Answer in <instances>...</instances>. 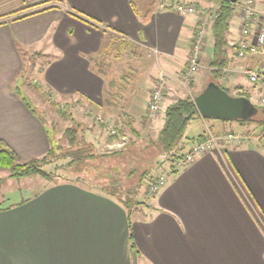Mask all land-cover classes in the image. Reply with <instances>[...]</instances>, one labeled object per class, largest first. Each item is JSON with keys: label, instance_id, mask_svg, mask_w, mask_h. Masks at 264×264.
<instances>
[{"label": "crops", "instance_id": "crops-1", "mask_svg": "<svg viewBox=\"0 0 264 264\" xmlns=\"http://www.w3.org/2000/svg\"><path fill=\"white\" fill-rule=\"evenodd\" d=\"M147 3L139 2L138 14L129 0H0V140L20 161L42 156L49 148L46 128L15 93L31 56L47 60L35 76L44 91H51L52 101L83 104L74 115L83 110L81 116L101 119L110 130L116 114L124 112L141 134H157L162 116L155 126L147 116L153 79L163 75L168 94L176 93L172 88L184 69L197 17L161 7L142 16ZM255 7L264 14V0H255ZM109 36L142 50L148 70L115 75L106 65L103 69L98 58L108 56L103 50ZM240 37L238 8L223 68L231 73L226 79L220 71V85L257 102L264 92L241 69L264 72V58H237ZM207 48L204 58L209 57ZM197 121L202 127L195 135L187 129V137L203 132L206 122ZM230 124L211 123L221 132ZM165 177L149 207L129 220L108 197L69 183L1 207L0 264H264L262 143L222 146Z\"/></svg>", "mask_w": 264, "mask_h": 264}, {"label": "trees", "instance_id": "trees-1", "mask_svg": "<svg viewBox=\"0 0 264 264\" xmlns=\"http://www.w3.org/2000/svg\"><path fill=\"white\" fill-rule=\"evenodd\" d=\"M142 0H129L135 13L139 14V2ZM146 16L154 11L156 0H147ZM216 5L212 12V20L208 26L206 37L210 35L211 53L206 61L211 72H208V80L202 88L194 95H183L175 97L164 106L162 112L163 124L154 136L141 134L134 119L124 112H119L114 117L112 128L106 131V136L101 143L92 133V127L83 123L71 120V124L62 130L59 138L49 141V148L42 156L32 158L22 162L16 153L2 140H0V170H7L11 176L29 177L37 175L47 182L56 185L57 183H69L82 189L104 195L124 209L128 220L132 215L148 208L147 201L150 199L147 192H141L146 184L152 181V173L165 164L170 169L179 160L191 145L202 140V133L195 138L186 136V130L191 123L202 120L194 104V97L198 95L208 82H214L228 94L227 88L220 85V71L226 66L229 45L227 35L230 23L233 19L235 9L239 0L235 4L225 0H207ZM166 9V8H162ZM108 47L104 52L111 53V48L118 42L115 51L121 52L128 46L126 41H121L117 37L109 36ZM116 52L114 59L121 55ZM116 57V58H115ZM41 69V68H40ZM26 70L22 72L20 79L26 77ZM18 79V80H20ZM17 82V81H16ZM39 93H45L48 97L51 91H44L35 82ZM16 89L15 93L18 95ZM164 95L166 93H163ZM238 97L250 100L246 93H239ZM28 110L44 126L46 122L41 114H37L30 104H26L20 98ZM252 103V102H251ZM256 109V114L248 120L219 121L220 123H234L238 126L254 125L258 128L257 139L264 144V105L252 103ZM61 110H59L60 112ZM70 115L67 106L62 107V116ZM214 119H203L207 122ZM101 124V122H100ZM102 126V124H101ZM107 129V128H106ZM105 130V129H104ZM222 133H227L223 131ZM127 138L129 142L120 149H102L121 143ZM47 166H52V172L45 170ZM170 167V168H169ZM67 172L68 178H60L54 175L56 171ZM57 177V178H56ZM56 178V180H54ZM60 179V180H59ZM59 180V181H57ZM148 187V186H147ZM40 192L34 194L37 195ZM130 222H128V226ZM131 246V231L129 232Z\"/></svg>", "mask_w": 264, "mask_h": 264}, {"label": "rangeland", "instance_id": "rangeland-1", "mask_svg": "<svg viewBox=\"0 0 264 264\" xmlns=\"http://www.w3.org/2000/svg\"><path fill=\"white\" fill-rule=\"evenodd\" d=\"M163 1L174 3L171 0H156V7H159V3L163 2ZM190 5L195 6L198 10L205 11L208 14H211V18H210V22H211L212 12L216 7L215 4L207 1V3L205 2L204 7H202V5L200 6L198 4L194 5L193 3H191ZM200 7H202V8H200ZM237 10H238V6L236 7L234 13H236ZM210 22H209L208 26L210 25ZM207 32H208V27H207ZM206 37H207V35H206ZM206 45L208 46V48L206 49L205 52L208 55H210V53H211L210 35L207 38V42H206V38L204 40V44H203L201 54H200V59H199V68H198L196 74L194 75V78L191 80V82L186 84L185 82L181 81L179 78V82L178 81L176 82V84H177V86H175L176 88L175 87L172 88L173 92H176L174 95L171 94V92H170V94H168L169 90L167 89V85H166V90L164 91V93H166V94L165 95L163 94V101L161 104V110H160L159 114L157 115V118L155 120L151 119L147 114L148 119L151 120L152 122H154L152 126H155V122L158 121L157 119L161 118V116H162L161 114H162L164 106L166 104H168L170 101H172L175 97H178V96L194 95L196 92H198L202 88L203 84H205V81L208 80V72H211V69L209 68V65H208V62L206 61V59H204V57L202 56L204 48L206 47ZM118 50L113 51L111 54L110 53L107 54L108 56H102V57L98 58L100 60V63H102V65H103V69H105V65H106L107 71L115 72L114 73L115 75L120 74V72H122L124 70H125L124 71V73H125L129 69H134L135 71L140 70V72H145L146 70H148L149 59H148V57H146L145 53H143L142 50L136 49V46L134 47L133 45L126 46V48L122 49L121 52H118ZM116 52H118V54H120L121 57L114 59ZM32 57H34V56H31L26 61V63H28V69L26 71V75H24L26 77H23L22 79H20L19 81L16 82V89L19 91L18 92L19 97L23 98V100L25 101L26 104H30L32 109H34V111L37 114H41L43 116V118L46 122L45 128H46V131L48 133V140L55 141V139L59 138L61 133H62V130H64L65 127H67L71 124L70 119L73 118L74 119L73 123H75L76 121H79V122L83 123L84 125L86 124L87 126L92 127L93 135L101 143H103L105 136H106V131L108 130V129H106L107 126L104 123V121H101V119L97 120V118L90 119L89 117H85V115L81 116V113L82 114L84 113L83 110H82V112L74 115L75 108L81 107L83 104H74V103H70L68 101L67 102L61 101V102L55 103L54 101H52L51 95L48 97L47 95H45V93H43V94L39 93V91L37 90V88L35 86V82L37 84H39L43 89L45 86L42 83H40V82H42V80L39 77L35 76V70L37 71L38 69H36V68L43 66L47 60L42 59V58H37V57L32 58ZM203 66H204V68H203ZM111 74H113V73H111ZM146 77H147V75H145V78ZM153 80H154V83L156 84L157 78H155ZM228 91L231 94V96L236 95L234 93L233 89H229ZM250 100L252 103L257 104L254 97L251 96ZM65 105L67 106V110L70 112V115L67 116V114H66L64 117L61 114H62V107ZM59 110H61V111L59 112ZM79 110L80 109L78 108V111ZM100 122H101L102 126H101ZM217 122H219V121L210 120V121L206 122V125H207V127H209L212 130V132L219 134V133H222L221 130L214 127V125H211V123L217 124ZM199 126L202 127L201 121L192 122L191 126L188 128V134L189 135H195L197 133V131L199 130ZM226 132L227 133L230 132V133L242 134V135H246V136H249L251 138H254L255 140H258L257 139L258 128L255 127L254 125L244 127V126H238L234 123H231L229 128L226 129ZM150 135H152V132ZM125 142L126 143L119 146V148H115V147L109 148V147H104L102 145V149H120L123 147V145L127 144L129 142V140H125ZM166 166H169V165L165 164V166H163V169L160 170V168H158L152 173V178H151L152 181L150 182V184L159 176H161V175L165 176L167 173L172 172L174 165L171 168L169 167L170 169H167L168 167H166ZM45 170H47L49 172L53 171L52 166H47L45 168ZM54 175H58V177H60V178H68L69 177V174L67 172H62L60 170L56 171L54 173ZM56 178L54 180H56ZM59 180H57V181H59ZM49 184H52V183L51 182L49 183V182L43 180L41 177H39L37 175H33V176H29V177H15V176H11L10 172L7 170H0V208L11 205V204L16 203V202H19V201H21L27 197L33 196L34 194L40 192L44 186L49 185ZM150 184L149 185L146 184V186L144 185L143 188L141 189V192L146 191L147 196H149V197H151L150 195H148V188H149ZM150 200L151 199H149L147 201V204Z\"/></svg>", "mask_w": 264, "mask_h": 264}, {"label": "built area", "instance_id": "built-area-1", "mask_svg": "<svg viewBox=\"0 0 264 264\" xmlns=\"http://www.w3.org/2000/svg\"><path fill=\"white\" fill-rule=\"evenodd\" d=\"M240 20V39L236 45V57L244 59L247 57L264 58V14H258L255 8V0H240L238 3ZM159 7L172 10L182 16L195 15L197 17L196 25L190 40L189 53L185 62L184 69L180 74V80L186 84L191 82L199 68V59L204 40L207 35V27L210 22L211 14L198 10L195 6L186 3L161 2ZM223 76L228 79L231 73L229 69H223ZM241 73L249 82L255 84L264 92V72L252 70L249 68L241 69ZM182 82V83H183ZM166 90V78L160 75L154 85L150 100L147 104V114L151 119H156L161 110L163 93ZM258 105H264V93L258 96ZM255 141L246 135L236 133H214L204 125L202 140L189 147L185 154L174 163L173 170H178L190 164L196 157L204 154L216 152L222 146H228L231 143L243 145ZM258 141V140H256ZM259 142V141H258ZM118 148L119 145L113 146ZM166 182L164 175L156 178L148 188V195L156 194Z\"/></svg>", "mask_w": 264, "mask_h": 264}, {"label": "water", "instance_id": "water-1", "mask_svg": "<svg viewBox=\"0 0 264 264\" xmlns=\"http://www.w3.org/2000/svg\"><path fill=\"white\" fill-rule=\"evenodd\" d=\"M235 4L237 0H225ZM195 107L202 119L217 121L248 120L256 114L253 104L238 96H231L214 82H209L205 88L194 97Z\"/></svg>", "mask_w": 264, "mask_h": 264}]
</instances>
